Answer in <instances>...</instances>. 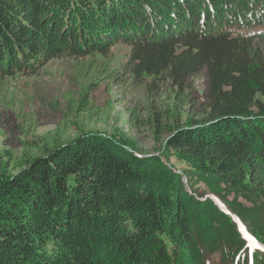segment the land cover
I'll list each match as a JSON object with an SVG mask.
<instances>
[{"label":"trees","instance_id":"16d2710c","mask_svg":"<svg viewBox=\"0 0 264 264\" xmlns=\"http://www.w3.org/2000/svg\"><path fill=\"white\" fill-rule=\"evenodd\" d=\"M262 25L264 0H0V79L115 45L136 78H208L157 153L93 132L0 161V264H264Z\"/></svg>","mask_w":264,"mask_h":264},{"label":"rangeland","instance_id":"374dc122","mask_svg":"<svg viewBox=\"0 0 264 264\" xmlns=\"http://www.w3.org/2000/svg\"><path fill=\"white\" fill-rule=\"evenodd\" d=\"M256 31L264 33V25ZM127 53V47L115 45L104 56H63L35 74L0 79V161L6 170L16 171L41 147L93 132H105L142 154L162 151L174 130V114L181 121L190 114L188 92L198 109L208 85L205 69L189 78L182 92L168 74L136 78ZM168 162L181 168L173 153Z\"/></svg>","mask_w":264,"mask_h":264}]
</instances>
